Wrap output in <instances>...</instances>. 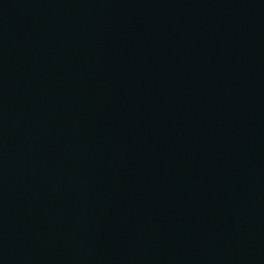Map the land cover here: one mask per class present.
I'll use <instances>...</instances> for the list:
<instances>
[{
  "label": "water",
  "instance_id": "water-1",
  "mask_svg": "<svg viewBox=\"0 0 264 264\" xmlns=\"http://www.w3.org/2000/svg\"><path fill=\"white\" fill-rule=\"evenodd\" d=\"M0 264H264V0H0Z\"/></svg>",
  "mask_w": 264,
  "mask_h": 264
}]
</instances>
